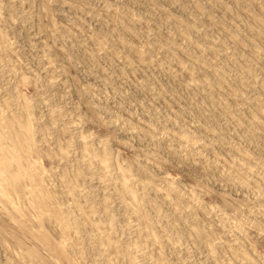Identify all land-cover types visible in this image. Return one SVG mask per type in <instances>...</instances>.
<instances>
[{
  "label": "rangeland",
  "instance_id": "rangeland-1",
  "mask_svg": "<svg viewBox=\"0 0 264 264\" xmlns=\"http://www.w3.org/2000/svg\"><path fill=\"white\" fill-rule=\"evenodd\" d=\"M0 264H264V0H0Z\"/></svg>",
  "mask_w": 264,
  "mask_h": 264
}]
</instances>
